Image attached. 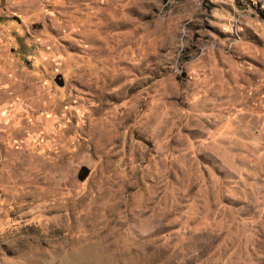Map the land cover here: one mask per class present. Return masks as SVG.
<instances>
[{"label":"rangeland","instance_id":"1","mask_svg":"<svg viewBox=\"0 0 264 264\" xmlns=\"http://www.w3.org/2000/svg\"><path fill=\"white\" fill-rule=\"evenodd\" d=\"M264 0H0V264H264Z\"/></svg>","mask_w":264,"mask_h":264},{"label":"built area","instance_id":"2","mask_svg":"<svg viewBox=\"0 0 264 264\" xmlns=\"http://www.w3.org/2000/svg\"><path fill=\"white\" fill-rule=\"evenodd\" d=\"M263 23H264V21H263Z\"/></svg>","mask_w":264,"mask_h":264}]
</instances>
